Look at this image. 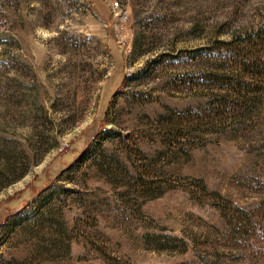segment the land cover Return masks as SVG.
Here are the masks:
<instances>
[{
	"label": "rangeland",
	"instance_id": "obj_1",
	"mask_svg": "<svg viewBox=\"0 0 264 264\" xmlns=\"http://www.w3.org/2000/svg\"><path fill=\"white\" fill-rule=\"evenodd\" d=\"M261 29L264 0H0V264L258 263L218 205L264 208V97L180 113L211 112L218 53Z\"/></svg>",
	"mask_w": 264,
	"mask_h": 264
},
{
	"label": "trees",
	"instance_id": "obj_2",
	"mask_svg": "<svg viewBox=\"0 0 264 264\" xmlns=\"http://www.w3.org/2000/svg\"><path fill=\"white\" fill-rule=\"evenodd\" d=\"M217 57V55H216ZM218 60L224 62L227 71H208L207 86L214 92L211 112L206 115L190 108L182 111V122L205 119L227 121L248 114L257 99L264 97V29L246 33L222 47ZM249 111V112H248ZM202 116V117H201ZM112 136H122L112 132ZM140 171L139 168H137ZM231 205V203H230ZM229 206L218 205L225 213V223L229 232L224 238L226 249L238 251L237 261L264 264V208L246 211L241 207L234 210ZM233 211V212H232ZM232 212V213H231ZM159 249L185 253L188 242L182 237L171 234L159 235ZM112 260V259H111ZM114 260V259H113Z\"/></svg>",
	"mask_w": 264,
	"mask_h": 264
},
{
	"label": "built area",
	"instance_id": "obj_3",
	"mask_svg": "<svg viewBox=\"0 0 264 264\" xmlns=\"http://www.w3.org/2000/svg\"><path fill=\"white\" fill-rule=\"evenodd\" d=\"M113 8L114 9H119L120 8V10H122V12H121V16H122V18L123 19H126V18H128L129 17V10H128V8H126L124 5H121V3L119 2V1H115V2H113Z\"/></svg>",
	"mask_w": 264,
	"mask_h": 264
}]
</instances>
